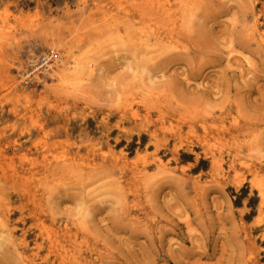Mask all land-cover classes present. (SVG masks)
<instances>
[{
  "label": "rangeland",
  "instance_id": "374dc122",
  "mask_svg": "<svg viewBox=\"0 0 264 264\" xmlns=\"http://www.w3.org/2000/svg\"><path fill=\"white\" fill-rule=\"evenodd\" d=\"M0 264H264V0H0Z\"/></svg>",
  "mask_w": 264,
  "mask_h": 264
},
{
  "label": "built area",
  "instance_id": "2783aa9c",
  "mask_svg": "<svg viewBox=\"0 0 264 264\" xmlns=\"http://www.w3.org/2000/svg\"><path fill=\"white\" fill-rule=\"evenodd\" d=\"M54 56V54H44L40 57L37 58L36 61L31 62L29 68H30V73H34L38 70H40L43 67H46L48 65V63L50 62L51 58Z\"/></svg>",
  "mask_w": 264,
  "mask_h": 264
},
{
  "label": "bare ground",
  "instance_id": "6f19581e",
  "mask_svg": "<svg viewBox=\"0 0 264 264\" xmlns=\"http://www.w3.org/2000/svg\"><path fill=\"white\" fill-rule=\"evenodd\" d=\"M260 34V33H259ZM216 159V158H215ZM218 165V164H217ZM218 174V173H217ZM221 174V173H220ZM223 174V173H222ZM219 175V174H218ZM216 177V176H215ZM261 187V186H260ZM260 192V191H259ZM260 195V194H259ZM262 197V196H261Z\"/></svg>",
  "mask_w": 264,
  "mask_h": 264
}]
</instances>
